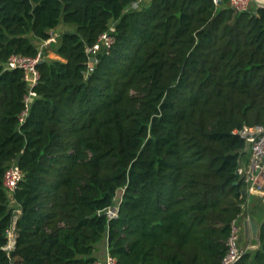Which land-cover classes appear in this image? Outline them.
Returning a JSON list of instances; mask_svg holds the SVG:
<instances>
[{
	"label": "trees",
	"instance_id": "1",
	"mask_svg": "<svg viewBox=\"0 0 264 264\" xmlns=\"http://www.w3.org/2000/svg\"><path fill=\"white\" fill-rule=\"evenodd\" d=\"M228 2L0 0V264H89L100 242L115 264H220L248 206L232 132L264 125V8ZM61 26L20 125L27 84L7 60ZM252 241L239 264H264V219Z\"/></svg>",
	"mask_w": 264,
	"mask_h": 264
},
{
	"label": "built area",
	"instance_id": "2",
	"mask_svg": "<svg viewBox=\"0 0 264 264\" xmlns=\"http://www.w3.org/2000/svg\"><path fill=\"white\" fill-rule=\"evenodd\" d=\"M143 0H133L132 7L136 8ZM221 0H212L214 5H218ZM229 7L237 12L257 11L264 8V0H229ZM58 39L56 33H51L50 37L41 43L35 56L11 55L6 63L4 70H21L23 72V80L27 84L26 94L24 95V106L19 116V124L25 123L29 116L32 102L37 97L35 88L40 80L38 65L43 60L42 49L49 43H55ZM114 43V38L109 33H104L99 37L97 43L86 47L85 54L88 58L87 68L84 76H89L97 63V53L101 47L110 48ZM232 134L243 139L248 146V162L246 165H240L237 172L245 186L244 196L245 204H249L251 196H258L264 200V125L252 127H243L240 130H234ZM23 178L21 168L17 163H11L3 174V186L8 193L12 194ZM114 206L107 209L106 215L108 220L117 217L119 205L121 204V196L116 197ZM249 223L250 219L244 217L243 220L235 219L230 225V234L226 241V253L220 264H239L245 252L249 251L250 246L240 248V239L243 235L242 222ZM250 232V231H249ZM249 235V233H248ZM9 238L8 248L14 245L13 231H8ZM253 246L252 244H250ZM89 264H115V259L106 254L103 261H93Z\"/></svg>",
	"mask_w": 264,
	"mask_h": 264
},
{
	"label": "crops",
	"instance_id": "3",
	"mask_svg": "<svg viewBox=\"0 0 264 264\" xmlns=\"http://www.w3.org/2000/svg\"><path fill=\"white\" fill-rule=\"evenodd\" d=\"M248 157H249V152L247 150L246 154L242 158V161H241L242 165L247 164ZM261 208H264V201L258 196H251L249 199V204L247 206V211L245 212L244 216H245V218L248 217L250 219V221H252L254 224H256L257 229L259 227V224L262 222V220L264 218V213L262 214L261 211L259 210ZM243 219H244V217L242 218V220ZM244 225H245V220H244V222H242L243 234L245 235V240H246V242H251V244L254 245L253 241H252L253 238L251 236V232H249V235L245 234ZM257 232H258V230H257ZM256 236H257V233H256Z\"/></svg>",
	"mask_w": 264,
	"mask_h": 264
},
{
	"label": "rangeland",
	"instance_id": "4",
	"mask_svg": "<svg viewBox=\"0 0 264 264\" xmlns=\"http://www.w3.org/2000/svg\"><path fill=\"white\" fill-rule=\"evenodd\" d=\"M66 29H67L66 27L61 26L55 31V33L58 35L59 32H62L64 30H66ZM59 30H61V31H59ZM48 56L51 57V58L58 59L52 52H49ZM259 210L261 211L262 214L264 213V208H261ZM250 244H251V242H246V240L243 237L240 239V248L244 249V248H246V246H250L249 251H254L257 248V246L254 244L253 247H252ZM95 256L99 258L98 261H103L104 260L106 254H105V250L103 249L102 242H100L97 245Z\"/></svg>",
	"mask_w": 264,
	"mask_h": 264
},
{
	"label": "water",
	"instance_id": "5",
	"mask_svg": "<svg viewBox=\"0 0 264 264\" xmlns=\"http://www.w3.org/2000/svg\"><path fill=\"white\" fill-rule=\"evenodd\" d=\"M249 230L251 232V236H252L253 240L256 239V233H257L258 229H257V225L254 224L252 221H250L249 223H245V225H244L245 234L248 235Z\"/></svg>",
	"mask_w": 264,
	"mask_h": 264
}]
</instances>
